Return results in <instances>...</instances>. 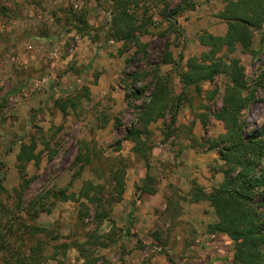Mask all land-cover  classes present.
I'll return each instance as SVG.
<instances>
[{
    "label": "rangeland",
    "instance_id": "1",
    "mask_svg": "<svg viewBox=\"0 0 264 264\" xmlns=\"http://www.w3.org/2000/svg\"><path fill=\"white\" fill-rule=\"evenodd\" d=\"M193 1V10L174 14L177 33L166 16L181 0H132L128 11L138 24L146 18L154 21L146 33L138 32L140 43L147 45L142 52L133 43L125 47L120 40L106 39L103 29L113 0H0V160L6 189L0 192V246L6 247L0 264H233L228 237L216 247L210 236L196 231L200 209L188 208L197 203L188 194L198 182L193 180L185 192L170 181L173 168L183 162L180 153L192 147L190 132L201 140L223 131L210 115L205 133L198 114L219 109L225 77L203 83L200 93L188 89L174 124L166 111L149 124L150 133L138 149L123 138L137 122L156 72L173 78V94L180 91L174 65L161 63L166 44L174 59L183 52L185 61L204 49L198 43L202 31H221L219 24L225 21L215 14L223 10L224 0H214L210 9L199 7L209 0ZM82 15L87 27L78 21ZM259 38L255 31L253 50H258ZM229 55L240 59L252 80L264 62V46L256 57L241 46ZM144 86L143 95L132 94V88ZM214 88L217 94L208 100L206 92ZM55 100L66 103L67 113H61ZM243 118L248 128L264 124L261 91ZM31 139L37 142L39 159L27 164L23 177L16 155L21 143ZM219 164L217 158L210 171L219 172ZM115 170L124 171V190L107 206L111 220H80L84 207L94 213V204L82 198L87 205L82 206L51 195L58 190L77 194L90 180L104 186L103 198L115 196L110 180ZM23 179L29 181L20 192ZM143 184L153 193L138 189ZM157 191L161 197L155 200ZM105 235L113 242L97 246V238L105 240Z\"/></svg>",
    "mask_w": 264,
    "mask_h": 264
},
{
    "label": "trees",
    "instance_id": "2",
    "mask_svg": "<svg viewBox=\"0 0 264 264\" xmlns=\"http://www.w3.org/2000/svg\"><path fill=\"white\" fill-rule=\"evenodd\" d=\"M131 3L132 0H113L110 22L103 32L106 39L120 40L125 47L133 43L143 52L147 45L140 43L138 34L141 31L142 34L146 33L147 27L153 25L154 21L152 18H146L138 24L134 15L128 11ZM194 7L193 0H181L168 11L166 20L169 21L170 27L174 28V32L178 33L175 28L178 22L174 20V14L193 10ZM215 16L225 21L226 30L222 35L202 31L198 36V43L204 49L199 55L189 56L184 61L183 52H180L178 58L174 59L172 51L166 44L161 63L174 65L180 91L173 94V78L169 74L156 72L153 86L147 94L148 99L141 103L137 122L127 128L123 138L132 141L134 148L138 149V145L144 143V139L150 133L149 124L162 117L166 111L170 112V124H174L180 106L187 98L188 89L200 93L203 90V83H211L217 75H223L225 83L219 109L198 114L205 133L210 115L221 123L223 131L215 138L207 137L199 140L192 132L188 137L190 146L197 145L205 147L207 151L217 152L220 160L217 171L221 173L222 180L209 191L198 183H193L188 194L189 201L204 200L212 206L217 220L207 224V232L224 234L228 237L232 243L233 264H264V124L256 128H248L243 118L244 110L255 99L257 91H261L264 95V62L255 77L249 80L240 59L229 55L237 46H241L244 51L256 57L259 49L264 46V0H224L223 10ZM78 21L84 27L88 26L84 15L78 17ZM255 31L260 33L258 50L252 48ZM139 76L137 75V78ZM145 89L146 86L140 90L132 88V94L141 96L146 92ZM216 94L217 88H214L206 92V97L208 100H213ZM55 104L62 114L67 113L65 102L55 100ZM71 104L74 106L73 102ZM171 134L172 131L167 132L164 140L169 139ZM36 146L35 139L20 145L16 155V165L23 177L27 164L39 159V155L35 152ZM75 159L80 160V156ZM3 167L4 164L0 160V192L6 191L2 185ZM116 170L110 177L115 196L110 194V197L103 198L104 186L93 184L90 180L84 182L77 194L58 190L52 191L51 195L62 200L77 201L82 206H87L82 198L94 204V213L91 214L89 208L86 207L85 210L84 207L83 215L79 214L80 220L90 216L96 222L106 218L111 220L107 206L112 201H118L124 190V171ZM28 181L23 179L20 183V192L27 187ZM138 189L153 193L152 188L146 184ZM129 229L130 226H127V233ZM37 230L49 231L48 228H37ZM104 239L97 238L96 245L107 246L114 240L108 235H105ZM5 251V245H1L0 252ZM79 251L84 252L82 246H79ZM21 263L29 262L22 260Z\"/></svg>",
    "mask_w": 264,
    "mask_h": 264
},
{
    "label": "crops",
    "instance_id": "3",
    "mask_svg": "<svg viewBox=\"0 0 264 264\" xmlns=\"http://www.w3.org/2000/svg\"><path fill=\"white\" fill-rule=\"evenodd\" d=\"M214 0H209L207 3L202 2L199 6L200 8H209L211 7V2ZM216 1V0H215ZM198 9V7H197ZM220 32H211L217 35H222L226 30L225 23L219 24ZM178 83V80L176 79ZM179 84V83H178ZM217 152L215 150L210 151H202L199 150L198 147H189L184 149L182 153L179 155V160L183 161L180 165L173 168V178L170 179L172 183L183 189V191L188 192L191 188V182L193 180L200 183L205 190H209L212 186H215L219 183L220 179H222L221 173L210 171L209 165L214 163L217 160ZM156 167V166H155ZM163 181H166L165 178H162ZM164 183V182H163ZM161 197V193L157 191L155 193L154 199L157 200L159 196ZM154 201V200H153ZM154 203V202H153ZM193 207L198 208L200 212L195 215V218L198 219L199 223H197L196 231H202L204 235L210 236L212 241L210 244H214L216 247H219L220 240L225 239L224 234H214L207 232L206 225L208 223H213L217 220L216 215L214 214L212 207L206 203V201H199L197 203H191ZM203 210V211H201ZM206 211V212H204ZM207 214V215H206ZM188 219V218H186ZM203 222V223H202ZM209 243V242H208ZM210 249V248H209ZM218 257V256H217Z\"/></svg>",
    "mask_w": 264,
    "mask_h": 264
}]
</instances>
